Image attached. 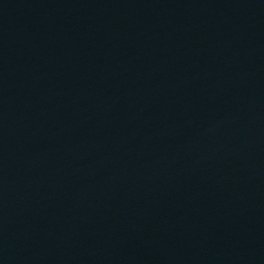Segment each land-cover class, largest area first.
I'll return each mask as SVG.
<instances>
[{
	"label": "water",
	"instance_id": "obj_1",
	"mask_svg": "<svg viewBox=\"0 0 264 264\" xmlns=\"http://www.w3.org/2000/svg\"><path fill=\"white\" fill-rule=\"evenodd\" d=\"M0 264H264V0H0Z\"/></svg>",
	"mask_w": 264,
	"mask_h": 264
}]
</instances>
